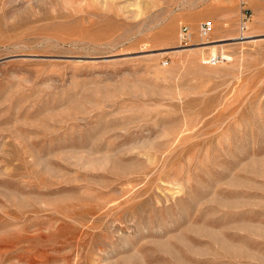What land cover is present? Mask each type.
<instances>
[{"label":"rangeland","instance_id":"1","mask_svg":"<svg viewBox=\"0 0 264 264\" xmlns=\"http://www.w3.org/2000/svg\"><path fill=\"white\" fill-rule=\"evenodd\" d=\"M0 264H264V0H0Z\"/></svg>","mask_w":264,"mask_h":264},{"label":"built area","instance_id":"2","mask_svg":"<svg viewBox=\"0 0 264 264\" xmlns=\"http://www.w3.org/2000/svg\"><path fill=\"white\" fill-rule=\"evenodd\" d=\"M247 13V12H246ZM247 15L243 17L241 30L245 31L247 29ZM213 32V26L210 23H203L201 24L200 28V34L202 38H209L210 35ZM194 33L191 31L190 27L187 25H184L181 29V43L182 45H188L193 40ZM223 60H227V58L224 55L217 54V55H210L208 56V64L210 65H216L220 63Z\"/></svg>","mask_w":264,"mask_h":264},{"label":"bare ground","instance_id":"3","mask_svg":"<svg viewBox=\"0 0 264 264\" xmlns=\"http://www.w3.org/2000/svg\"><path fill=\"white\" fill-rule=\"evenodd\" d=\"M207 40H205L206 42L205 43H209V42H212L209 38H205ZM209 48H213L214 46L213 45H210L208 46ZM213 55H217L216 53H212ZM227 58V57H226Z\"/></svg>","mask_w":264,"mask_h":264}]
</instances>
